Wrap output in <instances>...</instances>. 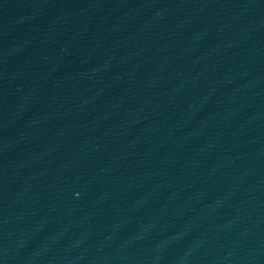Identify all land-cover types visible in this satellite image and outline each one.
Instances as JSON below:
<instances>
[{
    "label": "water",
    "instance_id": "95a60500",
    "mask_svg": "<svg viewBox=\"0 0 264 264\" xmlns=\"http://www.w3.org/2000/svg\"><path fill=\"white\" fill-rule=\"evenodd\" d=\"M0 264H264V0H35Z\"/></svg>",
    "mask_w": 264,
    "mask_h": 264
}]
</instances>
